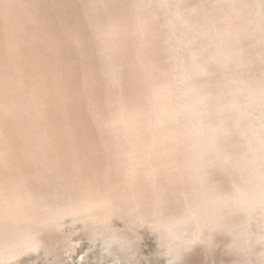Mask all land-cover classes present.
Masks as SVG:
<instances>
[{
  "label": "bare ground",
  "instance_id": "bare-ground-1",
  "mask_svg": "<svg viewBox=\"0 0 264 264\" xmlns=\"http://www.w3.org/2000/svg\"><path fill=\"white\" fill-rule=\"evenodd\" d=\"M111 218L182 250L240 229L264 253V0H0V264Z\"/></svg>",
  "mask_w": 264,
  "mask_h": 264
},
{
  "label": "rangeland",
  "instance_id": "rangeland-1",
  "mask_svg": "<svg viewBox=\"0 0 264 264\" xmlns=\"http://www.w3.org/2000/svg\"><path fill=\"white\" fill-rule=\"evenodd\" d=\"M196 1L199 2L201 0H196ZM82 7L83 6L78 2L76 5V9H77L76 11H79L78 13L76 12L77 18L78 16H80L79 13H81L83 10ZM79 19H82V18L79 17ZM85 30L84 32L86 34V37L91 36V38H87V39H89V41H91L90 43L92 44L91 45L92 47L90 46V48L88 49L90 52V54L88 55H90L89 57H93V56L94 58L97 57V59L96 58L90 59V61L92 60L93 64L95 65H92V63L89 60L88 62L91 64L90 65L91 68L92 66H95V68L93 67L94 69H96L94 70V72L96 76L98 73L99 75L98 77H100V75L103 74L102 72L101 74H99L101 70L103 71V69H101V67L103 68V65L101 62L102 66H100L99 69L101 70L99 71L98 66L101 61V55L100 53H96L97 50L98 52L99 50H101V47L99 48L100 43H98V41L93 40V39L96 40V37L90 29L86 28ZM130 35H134V34H130ZM130 35L128 36L130 37ZM243 45H245L246 51H248V53L252 55L253 60H255L256 56L254 54V51L253 50H252L253 52L249 51L253 48H251V46H249L248 48L246 44H243ZM75 50L76 49H74V51H70L71 57H74V55L77 53V52L75 53ZM163 51L164 50L161 51L162 54L164 53ZM72 52L75 54H72ZM91 52L93 56H91ZM81 59L79 60L76 58V60L81 61V63L83 64L85 63V61H87V60L84 61ZM78 69H80V66H78ZM79 72L78 74L81 75V73ZM102 97L104 98L103 95ZM102 97L100 98V100H103ZM80 99H83V97ZM84 102L80 103L82 104L80 105V107L79 105L77 106V104L75 105V107H78V111H80V114H79L80 116H82L81 114H83L81 113V111L82 112L84 111L85 112L84 115L87 118L89 116L87 114L90 112L87 109H90L91 106L89 108H86L85 106H87V102H85L86 105ZM96 103H99L98 105L101 107H105V102H101V103L96 102ZM90 104H92V102ZM105 108L103 109L105 110ZM87 111L89 112L87 113ZM90 119H92L91 116L90 118L88 117V121H87L88 125H86L87 136H89L90 141L92 139L93 141L96 140V142H98L97 138L99 137H98L97 132L94 129V123L92 121L93 119L92 120ZM88 142L89 140L88 138H86V140L84 141L85 146L87 145ZM96 142H93V144L95 145ZM84 151L85 153H87V150L84 149L83 152ZM205 178L209 180V182H212V184H214L218 190L225 188L227 184L230 183L229 180L231 178L234 179L232 176L230 177V173L228 171L227 172L225 171V167H223L222 170L220 169L215 172L213 170H208ZM167 200H169L167 202H169V205L171 208L174 199L169 197ZM256 219L257 220L250 221L251 226L249 227V229L246 228L247 226L240 225L241 230L244 231L245 229L246 231H248L251 229L253 230L257 229V231L261 230L260 232H262L263 230L259 226H258L259 228L255 227V225L260 224V219L258 217ZM58 222L59 223L55 225L56 227L53 228L52 230L45 231L46 233L42 232L39 234V237L42 240L47 239V244L42 249L43 252H41L42 250L40 251L31 250V252L27 251L28 253L27 252L24 254L21 253L18 256H16L15 257L16 259H14L13 257V259H11L10 262H8L9 261L8 260L7 261L8 263L6 264H263L264 263L263 261L264 253H262L263 248H261L262 245L260 244L253 245L252 246L254 248L253 250L251 247L252 254L250 256L246 257V255L242 254L244 252V251H241L242 246H243L241 244L242 238H239V233H238V232H241L240 229H238L237 231L235 230V232L233 233L236 237L232 233L230 234L231 237L233 236L232 239L233 238L235 239L236 245H231V242L229 241L232 239L230 236H227V234L229 235L230 232L227 233V231H225L226 228L223 227V228H220L222 230L218 229V231L214 232L216 235L213 233L214 234L213 236L212 234V236L214 237V238L212 237L214 239V242H217L216 245L215 243H209V244L194 243L192 245H189V247H186V249L182 250V245L180 243V246H179V241H174L175 243L173 242L169 246H166L165 244L167 243L165 241H160V238L155 233L150 234V232L148 233V231L144 228L137 226L139 228L138 229L135 226L132 227L131 225H126V223L124 222L121 223V220L119 221L116 218H111L109 221L105 222L104 224H97L94 226H89V224H84L82 222H77V221L73 222L68 219L60 220ZM240 226L237 228H240ZM219 230L221 233H219ZM223 230H224V233L222 232ZM48 233L50 234L49 235L50 237L47 236ZM46 236L48 238H46ZM109 237H115L119 240H122L123 243L125 244L119 242L116 239L117 244L113 245L111 248L110 247L108 248L111 253H105V249L107 248L106 247L107 240L109 239ZM238 241H240V243H238ZM118 245H120L121 247L123 246L122 249ZM237 245H239V247ZM44 248H46L45 249L46 251L44 250ZM71 251L75 252V257L73 258L71 257ZM178 251H179L178 253L179 258L177 260L172 261L170 257L171 254H173L174 252H178ZM258 252L260 253L259 255L257 254ZM247 260H250V261H247Z\"/></svg>",
  "mask_w": 264,
  "mask_h": 264
}]
</instances>
